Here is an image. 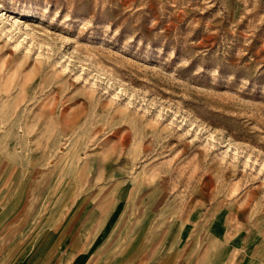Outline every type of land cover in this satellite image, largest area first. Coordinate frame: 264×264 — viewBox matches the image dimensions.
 <instances>
[{
  "label": "rangeland",
  "instance_id": "1",
  "mask_svg": "<svg viewBox=\"0 0 264 264\" xmlns=\"http://www.w3.org/2000/svg\"><path fill=\"white\" fill-rule=\"evenodd\" d=\"M54 235L264 264V0H0V255Z\"/></svg>",
  "mask_w": 264,
  "mask_h": 264
},
{
  "label": "crops",
  "instance_id": "2",
  "mask_svg": "<svg viewBox=\"0 0 264 264\" xmlns=\"http://www.w3.org/2000/svg\"><path fill=\"white\" fill-rule=\"evenodd\" d=\"M54 239L51 240L50 245H46L47 242L41 241L40 243H43L42 247L37 250L38 245L37 244L33 247H28L26 250L23 248L22 252L24 253L23 257L16 263L15 260L10 261L6 257L0 255V264H80L83 256L80 258L76 257L77 262H74L75 260L69 261V256H62L65 249L69 247L68 245L65 247H62L59 245V238L58 236L54 235ZM72 247L71 252L74 251V246L70 245ZM38 253L37 255H33L32 259H30L31 254ZM59 254V255H58ZM73 254V253H72Z\"/></svg>",
  "mask_w": 264,
  "mask_h": 264
}]
</instances>
